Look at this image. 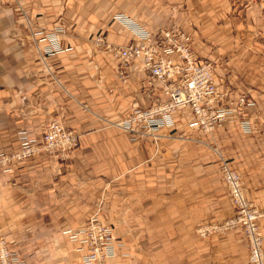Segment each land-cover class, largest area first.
<instances>
[{
  "label": "crops",
  "instance_id": "0c3cea01",
  "mask_svg": "<svg viewBox=\"0 0 264 264\" xmlns=\"http://www.w3.org/2000/svg\"><path fill=\"white\" fill-rule=\"evenodd\" d=\"M117 13L135 17L155 33L173 21L193 33L191 22L198 20L207 30L204 24L222 16L175 14V0H0V151L19 150L22 137L41 142L45 126L55 118L79 134V146L66 157L43 153L9 172L0 166V229L10 247L26 256L27 264H80L79 244L63 231L84 226L110 186L125 199L114 209L129 205L130 226L144 231L123 237L130 256L119 255L113 264H169L165 259L172 253L163 245L169 240L153 229L164 217L163 204L153 196L168 192L164 180L170 171L160 150L166 154L175 147L182 150L186 132L200 137L205 132L192 128L194 115L189 109L174 113L175 124L159 131L157 143L135 140L116 125L135 108L147 106L156 92L140 61L127 67L125 81L119 75V62L106 44L125 46L136 38L113 20ZM57 28L64 30L60 44L71 49L45 55L46 42L35 32ZM99 37L104 39L101 44ZM193 45L200 57L209 58L207 47ZM239 93L243 92L231 81L230 100ZM235 127L217 134L229 139ZM263 147L264 140L252 134L237 146L235 161L252 199L261 206ZM203 155L209 156L204 150ZM183 191L176 193L178 201ZM117 198L115 203L121 202ZM182 202L187 203L186 198ZM178 205L176 237L193 250L175 253V264H212L213 258L220 264L247 263L246 238L214 235L209 244H202L188 235L190 226L183 220L190 206ZM18 244H27L28 251Z\"/></svg>",
  "mask_w": 264,
  "mask_h": 264
},
{
  "label": "built area",
  "instance_id": "2783aa9c",
  "mask_svg": "<svg viewBox=\"0 0 264 264\" xmlns=\"http://www.w3.org/2000/svg\"><path fill=\"white\" fill-rule=\"evenodd\" d=\"M62 28L39 30L35 35L46 42L45 55L70 50L59 41ZM137 41L117 46L106 44L119 62V75L126 80L127 67L140 61L150 77V86L156 91L149 104L137 107L122 122L121 129L135 140L150 139L157 143L159 131L175 124L174 113L189 109L194 115L192 128L210 132L226 121L244 115L253 103L248 96L239 93L230 100V84L226 76L218 73L210 59L200 57L193 47V34L180 25L166 26L158 32L134 28ZM102 37L98 43H103ZM249 121L242 124L248 125ZM79 146V134L75 129L55 118L44 128L41 142L24 140L23 147L15 153L0 151V165L12 171L18 164L46 153L54 157H66ZM222 176L231 196L235 215L223 224H209L198 232L206 237L214 233L241 228L248 242V261L245 264H264V235L261 227L262 210L252 202L245 190L241 174L229 164L222 166ZM68 238L79 244L82 252L80 264H113L122 247L112 224L103 223L98 215L92 216L84 226L67 229ZM0 264H27L26 257L10 247L0 229Z\"/></svg>",
  "mask_w": 264,
  "mask_h": 264
},
{
  "label": "rangeland",
  "instance_id": "374dc122",
  "mask_svg": "<svg viewBox=\"0 0 264 264\" xmlns=\"http://www.w3.org/2000/svg\"><path fill=\"white\" fill-rule=\"evenodd\" d=\"M175 14L222 15L221 17L219 15L214 16L211 24H204L207 30L200 28L198 20L195 23L191 22L190 28L194 30L192 31L193 44L199 42L207 47L211 51L207 59L215 63L217 70L232 76V79L226 77L228 83L231 85L232 81L254 104L248 107L241 117L226 121L221 127L205 132V135H201V137L186 132L183 136L186 143H184L182 150L175 147L174 152L172 150L167 154L164 150H160L161 158L165 160L170 171L165 174L164 180L165 191L168 192L153 196L154 200L163 204L162 208L164 209L163 220L153 229L156 234L161 235L166 240H171L170 243L168 241L163 244L169 247L172 253L168 259H165V263L169 264H175V253L177 255L183 250H193L186 245L184 240L180 241L176 237L178 227L175 226V218L178 216L176 211V207L179 206L178 203L184 205L188 203L190 206L191 210H184L189 215L183 213V220H185L186 225L190 226L189 232L187 231L188 235L195 237L202 244H209L214 235H241L245 238L241 228L214 233L206 237L201 236L198 230L209 224H223L231 220L236 213L228 187L222 176L224 163L229 164L232 169L241 174L246 193L249 199H252L248 183L235 167L236 150L237 146L245 144V141L251 138L252 134L264 140V0H175ZM113 20L130 32L134 38H136L134 28L141 27L151 31L138 19L125 13L114 14ZM199 21L202 23L207 20L199 19ZM172 25H175V21L168 26ZM252 108L255 110L248 113ZM243 121L250 123L245 125L242 124ZM231 125L236 127L234 132L229 134L231 135L229 139L225 137L227 134H217L220 130ZM24 140L28 139L21 138V148ZM29 141L34 142L30 139ZM21 148L6 153L12 154L20 151ZM249 149L251 148L249 147ZM203 150L209 155L206 158L203 155ZM260 156L264 160V147ZM1 168L5 171L4 167L1 166ZM181 190H184V193L181 195V200L178 201L176 193ZM117 197L120 198L121 202L115 203L118 200ZM182 198H186L187 203L182 202ZM123 201L125 203L123 194L110 186L108 192L101 195L95 215L106 218L114 227L115 235L122 243L118 256L129 257L130 251H128L123 237L143 234L144 231L130 226L128 221L129 205L126 204L124 208L114 209L120 203L122 205ZM251 201L262 210L260 223L264 235L262 222L264 206L259 205L254 199ZM63 234L68 236L65 231ZM19 245H21L20 250L28 251L29 246L27 244ZM34 245L37 246V244ZM123 249L124 251H122ZM212 264H220V261L213 258ZM222 264L227 263L223 262Z\"/></svg>",
  "mask_w": 264,
  "mask_h": 264
},
{
  "label": "bare ground",
  "instance_id": "6f19581e",
  "mask_svg": "<svg viewBox=\"0 0 264 264\" xmlns=\"http://www.w3.org/2000/svg\"><path fill=\"white\" fill-rule=\"evenodd\" d=\"M62 33V32H61ZM43 49V48H42Z\"/></svg>",
  "mask_w": 264,
  "mask_h": 264
}]
</instances>
